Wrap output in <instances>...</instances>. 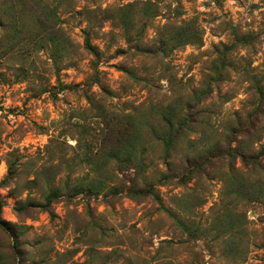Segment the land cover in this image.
<instances>
[{
	"label": "rangeland",
	"instance_id": "rangeland-1",
	"mask_svg": "<svg viewBox=\"0 0 264 264\" xmlns=\"http://www.w3.org/2000/svg\"><path fill=\"white\" fill-rule=\"evenodd\" d=\"M48 1L58 7L75 48L58 75L49 50L34 54L25 70L10 59L0 64L1 217L11 224L10 232L0 228V249L10 260L16 255V264H264V199L223 194L226 158L182 185L183 142L173 156L177 168L172 173L180 176L157 184L158 197L132 195V186L146 187V177L133 180L134 170L110 162L96 171L93 163L101 149L102 112L117 120L129 113L149 115L152 106L186 101L208 89L196 108L207 112L204 127L213 137L225 146V135L240 119L244 129L259 131L239 139H250L253 148L264 143V109L252 112L253 93L244 72L248 68L264 79V0ZM135 1L149 2L158 13L146 21L141 41L150 49L162 25L175 26L181 19L195 20L201 43L165 56L138 52L117 18L120 6ZM138 20L135 29L143 23ZM86 29L98 59L84 49ZM235 33L252 42L233 49L223 79L212 82L218 51L233 43ZM203 130L197 127L190 137L200 141ZM144 137L149 176L156 179L166 169L161 148L152 133ZM8 161L16 162V170L3 184ZM244 171L252 181L264 182V162L258 170ZM99 181L104 182L99 194L78 192L77 187ZM50 188L59 189V197L46 208ZM223 211L234 212L243 223L232 248L230 233L218 238L219 230L212 228ZM171 213L200 225L197 238L183 232Z\"/></svg>",
	"mask_w": 264,
	"mask_h": 264
},
{
	"label": "trees",
	"instance_id": "trees-1",
	"mask_svg": "<svg viewBox=\"0 0 264 264\" xmlns=\"http://www.w3.org/2000/svg\"><path fill=\"white\" fill-rule=\"evenodd\" d=\"M143 6H140V4ZM149 2L135 1L117 9V18L123 24V31L128 43L134 42V48L146 54V52L156 53L165 56L175 49L187 45L201 43V34L195 24V20L181 19L180 23L170 26L167 23L162 25V30L157 32V41L154 49H150L143 44L142 37L146 29V21L156 17L152 8L147 6ZM150 5V4H149ZM179 15L183 11L179 10ZM142 18L143 23L136 28V21ZM138 22H140L138 20ZM0 64L6 59L19 63V67L26 69V64L35 54L43 50H49L55 73L58 75L61 64L69 60L75 48V43L70 37L66 27L63 25L58 7L52 6L48 0H0ZM168 29L170 31H168ZM248 35H239L235 33V39L231 45L224 46L218 51V57L214 60L212 70L214 76L211 81L217 82L223 79L227 57L236 47L251 43ZM84 49L88 51L95 59L100 56L99 50L92 42V34L89 29L84 31ZM246 81H249V92L253 93L254 105L253 113H258L264 109V79L252 73L253 71L244 69ZM47 90L46 87L43 88ZM211 92L200 91L191 96L186 101L176 99L165 105H155L151 107L149 115H140L129 113L125 119H115L109 114L102 112V127L100 133L101 149L98 152L97 159L93 161L94 170L101 171L110 162H116L120 170H134L136 176L133 180L145 179L146 187L139 189L130 188L133 196L138 193L145 195L156 194V185L167 183L180 176L172 173L175 166L173 158L175 151L179 146L187 141V153L183 157L182 164L179 167L184 168L182 176L178 182L186 185L191 180L208 174L207 168L213 166L217 160H229L228 169L223 174L224 186L223 194L227 198L246 201H257L264 199V182L261 179H249L250 173L244 171L245 168L250 172L263 167L264 162V143L253 148L252 141L246 142L239 139L240 135L246 133L251 136L249 129H244L242 120L237 119L238 124L231 126L227 135H225V146L220 138L213 137L204 127L207 112L197 109L199 103H202ZM88 99L92 101L91 97ZM253 113H250L252 116ZM199 119L201 121H199ZM249 124L248 122H246ZM198 128H204L203 137L200 141L190 137V134L197 132ZM255 129V128H254ZM152 133L155 139V145L161 148L163 162L166 166L164 171L159 172L156 179H151L148 172L151 162H147V148L143 147L145 143L144 133ZM251 145H249V143ZM257 149V150H256ZM86 161L90 162L89 154L85 155ZM146 157V158H145ZM241 158L242 166H237L238 159ZM15 161H8V174L3 179V184H9L16 170ZM177 165V164H176ZM178 166V165H177ZM149 177V180L147 179ZM104 186L103 181L95 182L92 185L79 186L78 192H87V194H99ZM48 206L59 197V189L50 188L48 194ZM2 202L0 201V228L10 232L11 224L1 217ZM178 227L190 236L197 238L201 231L200 225L192 226L183 217L177 213H171ZM235 213L221 212L218 214L212 228L218 231L219 238L222 233H230L229 246L236 243L237 235L243 228L242 221H236ZM220 227V228H219ZM17 254V252H16ZM0 264H16V255L10 260V257L0 249ZM87 264V263H86ZM90 264V263H88Z\"/></svg>",
	"mask_w": 264,
	"mask_h": 264
}]
</instances>
